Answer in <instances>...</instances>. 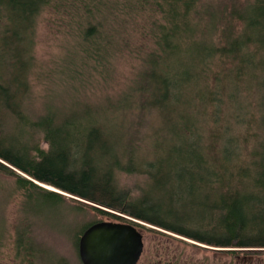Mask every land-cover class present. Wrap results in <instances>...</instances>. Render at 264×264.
I'll use <instances>...</instances> for the list:
<instances>
[{"label":"trees","instance_id":"16d2710c","mask_svg":"<svg viewBox=\"0 0 264 264\" xmlns=\"http://www.w3.org/2000/svg\"><path fill=\"white\" fill-rule=\"evenodd\" d=\"M118 8L147 40L127 46L140 57L132 85L113 100L28 112L42 11L73 21L84 63L102 65L113 44L103 26L115 23L106 12ZM0 172L35 208L68 198L234 261L264 254V0H0ZM96 221L71 228L76 246ZM17 245L29 247L21 233Z\"/></svg>","mask_w":264,"mask_h":264},{"label":"rangeland","instance_id":"374dc122","mask_svg":"<svg viewBox=\"0 0 264 264\" xmlns=\"http://www.w3.org/2000/svg\"><path fill=\"white\" fill-rule=\"evenodd\" d=\"M112 11L106 12V18L115 19L114 29L107 23L103 26L104 31L112 34L111 55L102 65L92 61L84 63L81 36L73 21L62 25L55 11H42L35 29V64L29 75L30 88L25 102L28 112H39L49 103L58 108H74L78 101L99 102L105 95L113 100L132 85L140 57L127 46L142 45L147 40L138 22L123 18L125 12L119 8ZM72 25L74 30H71ZM252 91L254 101L256 92L254 88ZM241 102L245 104L246 100L242 98ZM246 111L238 113L242 115ZM40 145L47 147L45 141H40ZM125 177L123 181L127 183L134 179L133 175ZM40 184L70 196L51 185ZM30 202L31 198L14 178L0 172V264H54L60 258L70 264H82L70 236L71 228L108 217L91 209L75 208V202L68 198L55 209L35 208ZM153 229L157 232L143 229L144 248L137 264H264V254L234 261L235 257L215 253V247L158 227ZM19 233L27 239L30 248L17 245Z\"/></svg>","mask_w":264,"mask_h":264},{"label":"water","instance_id":"95a60500","mask_svg":"<svg viewBox=\"0 0 264 264\" xmlns=\"http://www.w3.org/2000/svg\"><path fill=\"white\" fill-rule=\"evenodd\" d=\"M128 219L152 225L136 219ZM143 229L131 222L99 220L86 227L78 239L82 264H137L144 248Z\"/></svg>","mask_w":264,"mask_h":264}]
</instances>
